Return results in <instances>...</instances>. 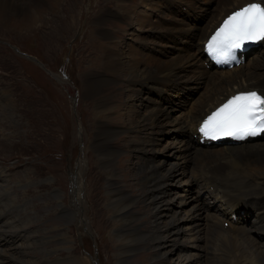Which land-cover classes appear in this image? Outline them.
<instances>
[{
	"label": "bare ground",
	"instance_id": "6f19581e",
	"mask_svg": "<svg viewBox=\"0 0 264 264\" xmlns=\"http://www.w3.org/2000/svg\"><path fill=\"white\" fill-rule=\"evenodd\" d=\"M59 1L0 0V24L16 30L30 29L44 14H48L51 9L56 10ZM85 1L86 10L91 13L95 6L91 7L92 0ZM116 1L118 11L123 14L104 16L113 21H137L141 30L146 33L142 35L145 43L141 47L124 44V34L104 29L110 21L99 15L95 29L99 34V42L95 46L98 49L89 66L95 72L88 73L89 78L83 81V91L102 101L97 103L100 128L98 127L93 146L96 150H102L103 154L113 140L106 138L101 143L97 139L103 137L108 130H115L108 121L106 103L103 100L127 92L129 100L125 108L127 114L132 116L131 120H135L132 121V126L138 128V131L136 130V140H127L128 144L125 143L123 150L141 153L144 162L140 164L139 176L142 174L141 182L146 183L140 194L132 197L121 189L110 186L119 183L118 176H112L114 179L109 185L112 187L109 197L115 200L116 205H111L114 207H109L108 213L110 216L116 213L110 222H115L113 233L118 238L114 239L113 246L101 243L102 249L117 250L118 259L123 264H134L132 258L141 255L142 251L150 254L155 252V258L151 256L153 259L150 258V264L155 261L172 264L168 262L167 254L173 252H178L179 259L173 264H264V142H260L264 140L260 138L256 142L247 140L236 145L224 144L209 148V145L200 144L199 138L194 136L199 121L232 93L257 88L264 94V41L244 64L226 71L206 66L202 53L203 41L219 21L233 9L254 0H215L205 9L195 0H175L168 4L164 3L166 0H140V6H146L152 1L156 10L152 9L150 12L134 8L128 0ZM189 2L193 5L183 4ZM220 5L222 7L219 11ZM183 6H187L188 10L184 11ZM187 15L200 21L190 22ZM116 39H121V42ZM64 75L66 76L65 73ZM107 81L115 84L125 82V87H119L120 90L114 95L105 94ZM145 88L160 96L154 98L155 103L152 105H148L141 95ZM198 93L199 97L194 101L192 98ZM4 97L5 92L0 91L2 105L10 109L11 104ZM173 98L177 99L175 105H172ZM179 102L184 115L173 118L172 112L179 106ZM189 105L192 109L188 114L185 111ZM167 133H171V138L161 147L160 142ZM118 135L113 133L116 138ZM159 152L163 155H159ZM115 153H110L105 159L114 157L115 163L119 159L117 156L121 155ZM85 165L82 159L80 163L71 165L70 170L68 168L70 197L73 200L70 201V209L69 203L63 209L77 217L76 219L79 218L78 223L87 229L89 219L85 187L88 185L84 179ZM3 179L0 172V180ZM0 186V227H4L0 229V244L8 247L5 252L0 251V264H36V261H32L33 255L22 253L23 245L28 250V246L32 245L28 242L32 238L30 225L34 221L30 216L25 217L20 206L22 197L9 195L5 198L8 187L2 182ZM179 188H182L180 190L183 197L175 195ZM88 193L89 198V187ZM147 193L151 198L148 199L151 213L144 207L141 217L131 214L132 210L140 208V201L145 202ZM210 196L213 197V204L208 200ZM3 202H9L11 213L6 211ZM244 204L254 211L250 226L243 224V218L235 214L238 207H244ZM74 207L79 211L76 216L73 213ZM181 212L186 216L179 217ZM233 216H237V219ZM224 221L229 222L228 228L224 227ZM140 224H147L145 232L139 229ZM7 226L11 229L8 230ZM122 230H127V234ZM183 232L186 241L181 243L177 238ZM146 239H150L155 246L140 249L143 245H139L137 250L138 244L144 243ZM171 239H174L172 249L165 250ZM86 241L88 243V239ZM60 242L67 243V239ZM33 243L36 244L35 240ZM180 246L185 247V254L178 251ZM71 262L96 264L92 257H74Z\"/></svg>",
	"mask_w": 264,
	"mask_h": 264
},
{
	"label": "rangeland",
	"instance_id": "374dc122",
	"mask_svg": "<svg viewBox=\"0 0 264 264\" xmlns=\"http://www.w3.org/2000/svg\"><path fill=\"white\" fill-rule=\"evenodd\" d=\"M44 1L49 2L50 0H44ZM139 1L140 0L137 1L128 0L127 2L133 5L134 8L138 9V6H140ZM157 1H162V0H157ZM173 1L175 0H166L164 1V3L167 4L169 2L173 3ZM206 1L208 0H195V2H197L198 5H203L204 2ZM92 3L93 4H91V7L95 6V9L90 13L87 12L86 10L87 6L85 0H60L56 10L51 9L48 14L47 13L44 14V16L38 20L36 25H34L30 29L25 28V29L16 30L11 26H6L5 24L2 23L0 24V91L2 93L5 92L4 98L7 101V103L11 104L10 109H7L2 105L3 104L2 100L0 101L1 104L0 105V164L5 163L4 167H2L3 165H0V167H2L0 168L1 169L0 172L7 173L9 172L10 168H13V170L19 171L18 173L21 174V170H27L34 164H45L43 166H37L35 170L36 172L46 170L45 173H48L42 177L35 179L33 182L29 180V178H27V176L31 177L30 173L27 172V176L26 173H24L26 182L25 183L16 182L17 186L19 187V191H18L19 193L16 195L12 194L13 197L21 196L23 199V197L27 198L28 196H34L37 192L36 189L29 187H32L42 182L53 183L55 178L49 180V177L53 176L54 174L55 175L57 174L58 176L63 175L64 178H66L67 175L68 179L64 186V190H65L64 206H66L69 203L68 207L70 209L71 207L70 201L73 200V197H70V192H68L67 190L68 185H70V191H71V183L69 182L70 166L76 163H80L82 159L84 161L85 160L88 161V167H86V165L84 166L86 170L84 179L90 190V197L88 198V194H89L88 187L87 186L85 187V190L87 191V216L89 219L88 228L87 229L83 228V226H81L78 223L79 218L76 219L77 217H74L77 221V225L72 224L74 221L72 215L68 214L67 212H65L64 215V213L62 212L63 205L61 204H63L62 202L63 193L62 192L57 193V191H54V188L62 189L60 188V186L55 185L54 188L50 190L48 187H46L44 191H41L42 197L39 198L40 202L34 205L35 209L37 210L33 211L32 213L33 218L32 216H30L31 220L34 219L36 221H34V223L30 225L33 234L31 235L32 238L28 242L32 244L28 246V248H30L28 251H32L33 249L36 252L37 251L45 252L46 250L48 252L47 255L48 257L43 255L33 254L32 261H36V264H50V263L56 264L57 260L53 261V259L62 258L64 256L66 257L64 259L66 263L58 262L59 264H73L71 260L74 259V257L76 259L78 257H81L80 255H81L82 246L77 243L78 236H80V241L82 243L85 242L84 247L87 250L91 251V247H92L91 252L85 250L84 248V254L82 256L83 258L88 259L92 257L96 262V264H98L97 258L93 257L96 256V252H97L98 255H100V261L103 259L101 264H123L118 259L117 250L113 249V250L105 251L101 247V243H105L107 245L113 246L114 239L118 238L117 236H114L113 233V226L115 222L114 221L110 222V220L115 218L114 216L116 215V213L112 214L111 216L108 213V210L116 205L115 200L109 197L110 195L109 193L112 192V187L110 186H115V188L121 189L122 192H126L127 195L136 197L140 194V191L143 189V184L146 183V182L144 183L141 182L142 174L139 176L140 164H143L144 162L141 153H135L132 151L133 153H135L132 155V152L127 151V149L123 150L126 144H128V141L136 140V135L138 131V128L132 126V123L135 122V120L134 119L131 120L132 116L130 114H127V110L125 108L126 103H128L129 100V98L126 96L127 92L118 95V97L105 98L103 100L106 103L105 106V109L107 110L106 116H108V118L111 120L110 121L108 119V121L111 123V126L115 129V130H108L106 133H104L103 137L97 139L101 143L105 142L104 140L106 138H109V140H113L110 143L113 146L112 145L107 146L106 153L103 154L102 150H96L93 146L94 141H96L97 131L100 128L99 125L100 119L98 117L99 110L97 107V103L102 101H98L97 98L91 97L86 94L83 95L84 100H91V99L94 100L82 104L81 106H78V103L77 105L75 103V98H74L75 93L71 91L72 97H69L71 101V105H70L71 113H70L68 103L62 92V90L66 92L65 84L56 81L57 83L60 84L62 88L61 90L59 85L54 80H52L49 77L42 76V74H45L44 71L47 74H49V72H47L45 69H43V67H41V65H39L41 63H39L37 66H31L32 64L35 63L30 61L29 62L31 64L30 63L26 64V62L21 63L22 60L16 56L17 54L23 58L25 57V55L19 51H26V52H30L28 54L35 55L34 51L31 52V48L34 46V44H30L31 42L36 43V50L38 52L40 59H42L44 62L50 65H55L56 62L62 56H64L65 54L68 55L70 57L71 62L74 65H76L80 71L81 84L83 90V81L89 78L88 73L91 74L92 72H95L93 71V68L92 67L89 68V66L91 65V61L96 57L94 54L95 50L98 49V47H95L96 43L99 42L98 41L99 34L97 31H95L96 25L98 23L96 18L100 17L99 15H102V17L110 21L107 24V26L104 27V29L112 30L122 35L124 34L121 31L122 28L114 29L115 26L114 21L104 16V14H112L113 16L123 14V12L118 11L116 0H102V1L92 0ZM183 4L190 6L193 5V3L190 2ZM114 5L116 6L114 7ZM175 5L181 6L182 4H175ZM150 6L153 10H156L152 6V1L150 3ZM221 7L222 6L220 5L219 11ZM187 9H188L187 6H183L184 11H187ZM187 16L190 17L191 15H187ZM136 26L138 27L139 24H136L135 27H131V28L125 27L126 35L125 34L123 35V38L125 37L124 39L125 42L123 41L124 44L128 42V38H133L136 40H141L140 42H137V44H134L135 46L139 45V47H141L144 45L145 42L142 41L143 38L142 39L136 38L137 37ZM140 31L144 33L143 35L146 34L144 31L141 30V27H140ZM116 41L121 42V39H116ZM27 44L30 45L27 46ZM127 44H131V43H127ZM44 66L47 69H49L48 66L46 65ZM30 74L32 76H37V75L40 76L32 78ZM21 78L22 79L32 78L31 90L33 97L32 95L29 94V91L27 87L24 85V81ZM65 78H67V75L65 76L64 73L60 74L59 77L60 81H64ZM159 80L161 79L159 78ZM116 83L119 82L117 81ZM123 83L125 84V82H120V84H115L107 81L105 94L114 95V93L119 91L121 87L122 88L125 87ZM85 96H87L88 98H86ZM180 96H183V94ZM197 97H199V93L195 94L192 99L194 100ZM34 103L36 106L34 105ZM178 107L175 109V111L172 112L173 118L179 116L181 117L182 115H184L183 112L184 110L181 109L180 106ZM78 108L80 109L78 110ZM188 108L185 112L191 111L192 109L191 105H189ZM78 111L80 112L83 127L79 129V133H77L76 136V134L70 129L69 117L71 119L72 115H74L75 124L77 127L80 128L81 122H80V116L78 115ZM116 128L119 129L120 131L116 130ZM84 132L88 134L87 138H84V135H82ZM113 133L119 134L117 138L113 136ZM128 134L130 137L128 136ZM2 136L4 138H2ZM71 138L74 139L76 138L75 140L71 141V146L72 147L75 146L79 151V154H81L78 160H76V158L68 159L67 156L65 155L67 149L69 148V140ZM170 138H171V133L169 134L167 133L164 139L160 142L161 147L167 144ZM7 139H14V140H9L8 142ZM80 140L84 145L80 142ZM260 142H264V141H260ZM84 146L87 149H89L88 152ZM71 151H70V156L72 154ZM114 152H116L115 154H121L120 157L117 156V158L119 159H117L116 161L117 163L115 162L116 164L114 163V157L105 159L107 155ZM159 155H163V153L159 152ZM28 160H33V161H28ZM23 161H27V162H23ZM8 162L11 165L10 167L7 166ZM29 170L33 171L34 168L31 167ZM13 173L14 174H11L12 176L11 180L15 181L17 178L15 177V174L17 172H13ZM147 174L145 176H148ZM116 175L118 176L117 182L119 183L117 185H110V183H112L114 179L113 177ZM9 177H10V173H8V176L1 181L5 186H7L6 182H7V178ZM14 183L15 182L13 183L9 182V185L13 186ZM180 189L182 188H179L178 189L179 191L176 190L178 194L175 193V195L177 197L183 194V192ZM53 191L55 194L53 193ZM148 193L145 197L146 198L145 202H143V200L140 201L138 203V206H140V208L136 209V211L132 210L130 212L131 214L135 216L138 215L139 217H141L142 214L144 213V209H143L144 207L147 209L148 212L151 213L150 202L148 201V199L151 198L149 197ZM68 197L70 198L68 199ZM211 202L213 204L212 200ZM219 206L226 209V207L223 206L222 204H219ZM73 209H74L73 213L76 216V212L78 210H76L75 207ZM81 214L82 215L84 214V210L81 211ZM180 216H186V214L184 212H181L179 213V217ZM37 219L39 220L42 219L41 222H43V224L39 227L36 224L37 221H39ZM243 220L245 221L246 225L248 226L251 225V221L248 222L247 219H243ZM148 223H149V218H148ZM134 225H139V224H134ZM37 227L38 229H36ZM42 227H44V230L41 229ZM91 227L94 228L91 229ZM3 228L4 227H0V229ZM146 228H147V224L146 225L140 224L139 226V229L141 231H144ZM126 231L127 230L125 231L122 230L124 234H127ZM184 232L186 233L187 231ZM184 232L177 238V240L179 239L178 241L181 243H184L186 241ZM187 233L189 234V232ZM101 236H103V238ZM104 236H106L108 239H105ZM128 236L133 238L132 235L128 234ZM63 239H67V243L60 242L62 247L66 249L65 251L60 248H56L57 246H59V241ZM86 239H88V243ZM34 240L36 244L33 243ZM100 240L102 241L100 242ZM168 243L169 245H167L165 250H168V248L169 250L172 249V246L174 244V239L169 240ZM139 245L140 246L143 245V246H141L140 248ZM152 245L153 244L151 243V240L146 239L144 243L138 244L137 250H139V248L148 249ZM179 250L182 251V254L186 253V251H184L185 250L184 246L182 247L180 246L178 251ZM86 252L89 253L87 254ZM140 254L141 255L132 258L133 259L132 263L150 264L152 263L150 258L153 259L151 256L153 257L155 256V252L151 253L152 254L151 255L148 251H144V252L142 251ZM104 258L106 260H104ZM167 258H168V262L173 264L174 262L179 260L178 252L168 253ZM27 259L30 258L27 257ZM15 261L18 262V260ZM153 264H160V263L159 261H155Z\"/></svg>",
	"mask_w": 264,
	"mask_h": 264
},
{
	"label": "snow or ice",
	"instance_id": "6c2138e0",
	"mask_svg": "<svg viewBox=\"0 0 264 264\" xmlns=\"http://www.w3.org/2000/svg\"><path fill=\"white\" fill-rule=\"evenodd\" d=\"M264 41V4L252 2L228 15L207 43L218 63H229L247 43ZM199 131L209 139H244L264 132V95L240 92L212 111Z\"/></svg>",
	"mask_w": 264,
	"mask_h": 264
}]
</instances>
